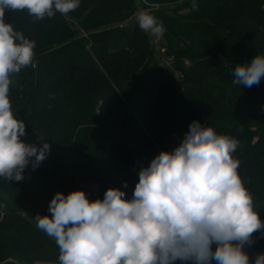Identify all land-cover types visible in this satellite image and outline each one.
<instances>
[{"label": "trees", "instance_id": "1", "mask_svg": "<svg viewBox=\"0 0 264 264\" xmlns=\"http://www.w3.org/2000/svg\"><path fill=\"white\" fill-rule=\"evenodd\" d=\"M192 2L80 0L40 20L5 9V23L36 43L32 63L11 77L13 114L26 124L21 139L50 152L22 181L0 177V264H60L55 239L35 220L51 215L54 195L98 183L96 199L109 188L131 199L141 168L178 147L193 121L239 141L232 155L264 222V78L233 83L236 65L264 55V0H196L195 11ZM145 8L166 29L173 68L159 63L137 18L128 24ZM251 239L244 250L254 261L264 229Z\"/></svg>", "mask_w": 264, "mask_h": 264}, {"label": "clouds", "instance_id": "2", "mask_svg": "<svg viewBox=\"0 0 264 264\" xmlns=\"http://www.w3.org/2000/svg\"><path fill=\"white\" fill-rule=\"evenodd\" d=\"M79 6L80 0H0V177L8 181H22L30 164L35 170L50 145L38 148L21 139L26 124L13 114L11 77L32 63L36 43L5 23V9H27L40 20ZM192 8L198 10L196 0ZM137 22L153 36L166 31L145 10ZM233 75L236 85H258L264 55L236 65ZM238 146L237 139L193 121L178 147L161 151L141 168L131 199L119 188L107 189L102 200H90L83 190L57 192L51 215L35 216L36 226L55 239L60 264H264V253L252 261L244 250L264 222L238 174L240 162L232 155Z\"/></svg>", "mask_w": 264, "mask_h": 264}, {"label": "built area", "instance_id": "3", "mask_svg": "<svg viewBox=\"0 0 264 264\" xmlns=\"http://www.w3.org/2000/svg\"><path fill=\"white\" fill-rule=\"evenodd\" d=\"M159 6V4H155L153 7L157 8ZM149 9L151 8H145V11H149ZM123 23H118V26H122ZM150 44L153 46V48L156 51V55H157V59L159 61L160 64L164 65V66H168L173 68V62H174V58L172 55L167 54L166 52V47L163 44V36L157 37V36H153L150 33ZM176 77H182V74H180L179 72H176ZM89 186H91L92 191L91 193L96 196L97 195V189H98V183H92L89 184ZM11 260V259H9Z\"/></svg>", "mask_w": 264, "mask_h": 264}, {"label": "rangeland", "instance_id": "4", "mask_svg": "<svg viewBox=\"0 0 264 264\" xmlns=\"http://www.w3.org/2000/svg\"><path fill=\"white\" fill-rule=\"evenodd\" d=\"M134 1L138 4V1H139V0H134ZM138 12H139V11H138ZM138 12H137V14H138ZM137 14H136V16L131 17V18L129 19L128 24H132V23L134 22L135 18H137ZM147 33H148L149 36H150V32H147ZM80 188H81V190H83V191L86 193L87 197H88L90 200H95V199H96V196H94V195L91 193L92 188H91V186H89L88 183H82V184H80ZM42 264H55V263H54V262L47 261V262H43Z\"/></svg>", "mask_w": 264, "mask_h": 264}]
</instances>
